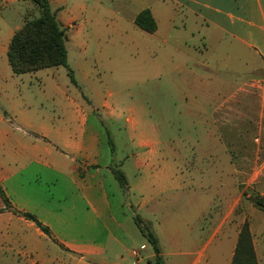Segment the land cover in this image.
Masks as SVG:
<instances>
[{"label": "crops", "instance_id": "crops-1", "mask_svg": "<svg viewBox=\"0 0 264 264\" xmlns=\"http://www.w3.org/2000/svg\"><path fill=\"white\" fill-rule=\"evenodd\" d=\"M14 1L34 6L33 0ZM48 2L65 29L67 60V42L92 40L105 12L115 17L121 37L127 30L140 33L168 60L167 68L151 69L153 90L166 77L167 92L187 101L185 115L175 121L167 105L160 118L143 117L142 107L110 112L118 120L124 116L133 141L116 159L104 120L65 67L12 71L7 51L27 8L1 4L0 186L8 201L0 196V264H156L152 245L131 223L135 216L157 237L161 264H230L247 219L264 264V211L253 199L264 200V161L239 183L231 157L264 155V0ZM144 9L155 19L152 33L135 24ZM184 58L193 59L195 68ZM88 72L87 66L78 70L83 81ZM175 122L198 124L202 147L228 156L230 178H220L213 197L196 198L189 182L178 178L169 159ZM113 167L124 173L125 186ZM138 231L151 251L136 240ZM141 245L136 259L132 251Z\"/></svg>", "mask_w": 264, "mask_h": 264}, {"label": "rangeland", "instance_id": "rangeland-1", "mask_svg": "<svg viewBox=\"0 0 264 264\" xmlns=\"http://www.w3.org/2000/svg\"><path fill=\"white\" fill-rule=\"evenodd\" d=\"M88 1L90 5H109L111 3V0ZM7 2L8 5H14L22 10L28 6L23 2L18 4L14 0H0V5H5ZM37 12L34 4L27 8L26 18L36 16ZM103 14L102 28L92 40L82 39L74 45L67 42L68 64L72 70L74 82L76 80L78 86L84 90L89 101L96 106L95 113H98L104 120L103 125L109 134V144L116 149L115 158L117 159L122 152L128 153L133 148V141L130 138L124 116L118 120L112 118L110 112L120 114L129 107H142L143 117L154 118L157 114V118H160V114L166 115L161 111L165 110L167 105L168 115H171L176 121L185 115L187 101L175 91L167 92L166 77L162 78L163 86L161 85L162 87L158 90H153L155 80L152 79L150 71L159 64L167 68L168 60L161 58L160 54L154 52L149 44H145L140 33L127 30V36L121 37L122 35L118 34L121 28L117 26L115 17L107 12ZM180 61L189 62L190 66L195 68V65L192 64L194 60L191 58L187 60L184 58ZM81 66L88 67V82H86L87 79L83 81L78 73ZM73 69L76 71V75L73 74ZM65 70L69 75L68 70ZM69 78L71 79L70 75ZM233 79H240V76H234ZM154 108H156L155 112ZM172 126L174 127L171 138L175 154H171L169 159L179 168L178 178L183 177L185 183L189 182L191 195L196 198L213 197L218 192L217 183L220 178L223 181L225 178H230L231 166L228 156L222 152L208 153V150L202 147L204 140L198 124L175 122ZM249 141L251 142V140ZM255 142L253 140L252 145ZM231 157L239 169L237 175L239 183L245 180L255 164H261L264 161V155H233ZM131 223L137 229L135 219H131ZM203 224L200 222L197 225V231H202ZM137 239L139 244L145 243L148 246L147 249L152 250L139 231ZM143 247V245L137 246L136 249L142 252Z\"/></svg>", "mask_w": 264, "mask_h": 264}, {"label": "trees", "instance_id": "trees-1", "mask_svg": "<svg viewBox=\"0 0 264 264\" xmlns=\"http://www.w3.org/2000/svg\"><path fill=\"white\" fill-rule=\"evenodd\" d=\"M33 1L38 10L36 16L25 17L22 26L14 32L9 43L7 58L12 71L15 74H23L41 68L63 66L68 70L71 80L74 82L67 60L65 29L57 21L48 0ZM134 21L139 28L149 33L154 32L157 28L155 19L148 9L140 11ZM112 173L121 186L126 185V177L119 168L113 167ZM0 196L3 201H8L1 186ZM253 199L255 206L264 211V200ZM23 215L33 220L44 232L49 233L48 229L32 214L23 213ZM134 219L156 253L154 259L156 264H161L157 237L138 216H135ZM230 264H259L248 221L243 223L239 231Z\"/></svg>", "mask_w": 264, "mask_h": 264}, {"label": "built area", "instance_id": "built-area-1", "mask_svg": "<svg viewBox=\"0 0 264 264\" xmlns=\"http://www.w3.org/2000/svg\"><path fill=\"white\" fill-rule=\"evenodd\" d=\"M133 255L135 256L136 259L139 257V250L135 249L132 251Z\"/></svg>", "mask_w": 264, "mask_h": 264}]
</instances>
